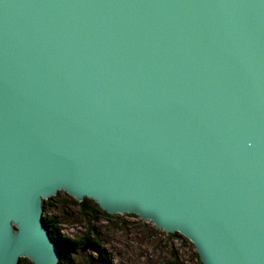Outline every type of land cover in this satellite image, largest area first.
Instances as JSON below:
<instances>
[{
  "label": "water",
  "instance_id": "95a60500",
  "mask_svg": "<svg viewBox=\"0 0 264 264\" xmlns=\"http://www.w3.org/2000/svg\"><path fill=\"white\" fill-rule=\"evenodd\" d=\"M63 190L264 264V0H0V264Z\"/></svg>",
  "mask_w": 264,
  "mask_h": 264
},
{
  "label": "rangeland",
  "instance_id": "374dc122",
  "mask_svg": "<svg viewBox=\"0 0 264 264\" xmlns=\"http://www.w3.org/2000/svg\"><path fill=\"white\" fill-rule=\"evenodd\" d=\"M84 200L63 190L43 202L44 224L49 217L52 227L46 226L63 251L61 259L66 247L72 250L74 264H167L174 256L181 264H196L198 253L189 239L171 237L151 220L135 214L107 212L111 215L106 216L97 212L92 199L88 206L80 205Z\"/></svg>",
  "mask_w": 264,
  "mask_h": 264
},
{
  "label": "trees",
  "instance_id": "16d2710c",
  "mask_svg": "<svg viewBox=\"0 0 264 264\" xmlns=\"http://www.w3.org/2000/svg\"><path fill=\"white\" fill-rule=\"evenodd\" d=\"M55 198V197H54ZM93 201V200H92ZM91 202V199H85L83 202H80V205H82L83 207H86L88 206V203ZM95 206H96V209H97V212H101L102 214L104 215H111V214H108L107 212L103 211L99 205L97 203H95ZM51 219L49 217L46 216V219H45V223L46 225H48L50 228L52 227L51 223H50ZM52 222V221H51ZM52 233V232H51ZM56 237H58V234L55 235ZM169 236L171 237H180L184 240H188L186 237H184L183 235H181L180 233H170ZM97 248L98 244L94 243ZM192 244V243H191ZM65 249L67 250L66 252V255L61 259V261L59 262V264H74V257L71 256V253L70 251L72 250H69V248H66ZM73 249V248H72ZM20 264H27L26 262V258H21L20 259ZM105 264H107L105 262ZM167 264H181L179 259L177 257H171L168 261H167ZM196 264H203L199 258V256L197 255V259H196Z\"/></svg>",
  "mask_w": 264,
  "mask_h": 264
},
{
  "label": "bare ground",
  "instance_id": "6f19581e",
  "mask_svg": "<svg viewBox=\"0 0 264 264\" xmlns=\"http://www.w3.org/2000/svg\"><path fill=\"white\" fill-rule=\"evenodd\" d=\"M190 241V240H189ZM191 242V241H190ZM192 243V242H191ZM193 244V243H192Z\"/></svg>",
  "mask_w": 264,
  "mask_h": 264
}]
</instances>
